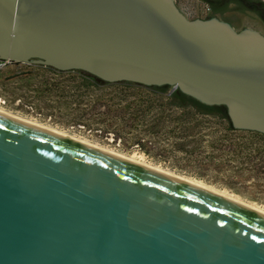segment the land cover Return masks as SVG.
Listing matches in <instances>:
<instances>
[{"label":"water","instance_id":"obj_1","mask_svg":"<svg viewBox=\"0 0 264 264\" xmlns=\"http://www.w3.org/2000/svg\"><path fill=\"white\" fill-rule=\"evenodd\" d=\"M0 60L170 85L264 134V34L175 0H0ZM0 264H264V214L0 114Z\"/></svg>","mask_w":264,"mask_h":264},{"label":"trees","instance_id":"obj_2","mask_svg":"<svg viewBox=\"0 0 264 264\" xmlns=\"http://www.w3.org/2000/svg\"><path fill=\"white\" fill-rule=\"evenodd\" d=\"M204 1L212 8L240 3L264 20L262 0ZM28 65L60 77L31 86L38 98L65 111L69 125L82 126L105 141L112 137L125 151L138 150L160 163L188 169V174L244 197L264 198V134L234 128L227 106L206 104L170 85L112 83L82 70Z\"/></svg>","mask_w":264,"mask_h":264},{"label":"rangeland","instance_id":"obj_3","mask_svg":"<svg viewBox=\"0 0 264 264\" xmlns=\"http://www.w3.org/2000/svg\"><path fill=\"white\" fill-rule=\"evenodd\" d=\"M175 1L181 5V8L184 9L183 12L192 20L198 18L207 19L208 16L215 13L214 11L218 10V17L221 20L230 22L237 31L240 32L249 28L264 34V20L262 17L244 5L239 6V4H234L231 1L224 5L216 3L217 8H212L204 0ZM15 76L18 77L14 78ZM44 78L60 80V77L53 76L43 69L40 70L25 63L10 64L0 70V110L48 128L51 131L68 134V136L77 140L103 148L115 154L140 160L146 165L157 168L160 171L184 176L187 180L199 182L213 190L232 195L236 199L264 211V198L257 196L255 198L261 199L262 201L253 200V195L248 193H245L247 195L244 197L224 186L209 182L207 179H200L190 175L187 173L188 169L182 171L180 168H174L172 163H160L140 153L138 150L125 151L120 144L112 143V137L105 141L98 138L99 134H94V132L88 131L82 126L69 125V117L65 115L64 110L60 111L56 102L53 103L46 98H38L36 93L32 91L31 85L34 84L36 86L35 84H40ZM28 80H32L30 84H28Z\"/></svg>","mask_w":264,"mask_h":264},{"label":"bare ground","instance_id":"obj_4","mask_svg":"<svg viewBox=\"0 0 264 264\" xmlns=\"http://www.w3.org/2000/svg\"><path fill=\"white\" fill-rule=\"evenodd\" d=\"M0 114H4V115H6V116H9V117L14 118V119H16V120H19V121H21V122H24V123L30 124V125H32V126H34V127H37V128H40V129H43V130H46V131H49V132H51V133H54V134H56V135H59V136L65 137V138H67V139H70V140H73V141H76V142H80V143L85 144V145H87V146L97 148V149L102 150V151H104V152L112 153V154H114V155H116V156H119V157H121V158H124V159H126V160H128V161H131V162H133V163H136V164H139V165H142V166H146V167L151 168V169H154V170H158L157 168H154V167H152V166L146 165L144 162H141L140 160L134 159V158H132V157H126V156H123V155L115 154V153H113V152H111V151H108V150H105V149H103V148H99V147H96V146L90 145V144H88V143L82 142V141H80V140H77V139H75V138H73V137H71V136H68V134L66 135L65 133H61V132H57V131H51V130L48 129V128H45V127H42V126L36 125V124H34V123L30 122V121H27V120H24V119L18 118L17 116H13V115H11V114H9V113H5V112L2 111V110H0ZM158 171H160V170H158ZM161 172H163V171H161ZM164 173H166V172H164ZM166 174H169V173H166ZM173 174H174V173L169 174V175L174 176V177L177 178V179L183 180V181H185V182H187V183H189V184H192V185H194V186H196V187H198V188H201V189L207 190V191H209V192H212V193H215V194H217V195H219V196H222V197H224V198H227V199H229V200H231V201H233V202H236L237 204H240V205L246 206L247 208L252 209V210H255V211H257V212H259V213H261V214H264V211H263V210L258 209V208L254 207V206H252V205L246 204V203H244V202H242V201L236 199V198L233 197L232 195H229V194H226V193H222V192H219V191H217V190H213V189H211V188H209V187L204 186L203 184H201V183H199V182H193V181L187 180V178L184 177V176L177 175V174H174V175H173ZM175 175H176V176H175Z\"/></svg>","mask_w":264,"mask_h":264},{"label":"built area","instance_id":"obj_5","mask_svg":"<svg viewBox=\"0 0 264 264\" xmlns=\"http://www.w3.org/2000/svg\"><path fill=\"white\" fill-rule=\"evenodd\" d=\"M12 61H7V60H0V70L4 69L8 65H10ZM177 87H172L173 90H175Z\"/></svg>","mask_w":264,"mask_h":264},{"label":"flooded vegetation","instance_id":"obj_6","mask_svg":"<svg viewBox=\"0 0 264 264\" xmlns=\"http://www.w3.org/2000/svg\"><path fill=\"white\" fill-rule=\"evenodd\" d=\"M176 3H177V5L180 7V9L182 10V11H184V9L183 8H181V5H179V3L176 1ZM234 4H239V6H240V3H235L234 2ZM217 13H219V11H216L213 15H210V16H208V17H218V14ZM219 18V17H218ZM220 19V18H219Z\"/></svg>","mask_w":264,"mask_h":264},{"label":"crops","instance_id":"obj_7","mask_svg":"<svg viewBox=\"0 0 264 264\" xmlns=\"http://www.w3.org/2000/svg\"><path fill=\"white\" fill-rule=\"evenodd\" d=\"M262 1H264V0H262Z\"/></svg>","mask_w":264,"mask_h":264}]
</instances>
